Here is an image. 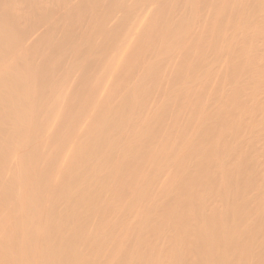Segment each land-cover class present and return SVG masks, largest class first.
I'll list each match as a JSON object with an SVG mask.
<instances>
[{"label": "bare ground", "instance_id": "1", "mask_svg": "<svg viewBox=\"0 0 264 264\" xmlns=\"http://www.w3.org/2000/svg\"><path fill=\"white\" fill-rule=\"evenodd\" d=\"M0 264H264V0H0Z\"/></svg>", "mask_w": 264, "mask_h": 264}]
</instances>
